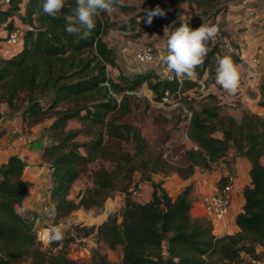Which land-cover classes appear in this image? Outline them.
<instances>
[{
    "label": "trees",
    "instance_id": "1",
    "mask_svg": "<svg viewBox=\"0 0 264 264\" xmlns=\"http://www.w3.org/2000/svg\"><path fill=\"white\" fill-rule=\"evenodd\" d=\"M43 2L9 0L8 7L0 9V27L8 32L15 29V15L24 24L22 48L9 57L0 55V103L21 111L22 126L28 129L51 121L41 135L46 139L41 158L50 180L48 202L54 210L49 225L81 208H102L117 192L126 194L119 212H110L98 226L83 228L84 235L93 233L110 250H120L121 258L111 259L99 246L92 248L89 260L70 257L59 242L44 246L34 220L18 210L33 183L24 176L27 161L14 154L0 164V264H241L246 258H260L264 253V115L244 111L237 120L222 112L215 93L201 94L199 100L188 94L198 91L206 71L216 78L220 43H209L205 63L195 70L197 80L185 77L179 82L140 72L134 78L120 74L127 81L122 84L109 74L110 67L121 68L118 51L106 39L115 22L101 13L90 35L81 38L65 31L76 0H65L55 17L43 14ZM225 2L189 0L190 26L198 27L196 18L216 15ZM123 9L136 11L132 6ZM183 13V9L171 13V32L179 27ZM144 15L136 12L120 28L133 29ZM144 83L154 100L163 101L169 91L191 112L187 134L197 147L185 150L183 164H173L160 153L146 157L145 137L126 119L134 107L130 92ZM261 92L259 104L264 106V82ZM72 120L80 127H69ZM81 134L88 138L79 140ZM121 142H134L135 151L123 149ZM232 151L249 162L250 183L243 189L245 201L236 216L239 229L219 236L209 218L192 215L193 182L176 196L168 193L164 182L172 172L188 179L196 168L211 170ZM98 159L110 160L112 168L95 170L93 185L73 199L75 182ZM137 172L141 176L135 182ZM229 179L222 177L219 188ZM141 183L151 188L147 201L130 194L138 195L132 187Z\"/></svg>",
    "mask_w": 264,
    "mask_h": 264
},
{
    "label": "rangeland",
    "instance_id": "2",
    "mask_svg": "<svg viewBox=\"0 0 264 264\" xmlns=\"http://www.w3.org/2000/svg\"><path fill=\"white\" fill-rule=\"evenodd\" d=\"M228 1L229 0H226L225 6L227 5L226 3H228ZM234 1L237 0H233V2ZM188 2L189 0H124V6H132L136 8V11L132 12L131 10H124L123 7H119L116 8L111 15L107 14L109 20L115 22V25L110 29L106 39L108 40L109 44H111L112 47L118 51V61L121 67H110V76L115 80L122 82V84L127 83L126 79L122 78V75H124L125 78H134L141 72L144 74H150L151 76L157 75L162 77L164 69L162 61L160 60V55L161 51L166 52L164 45L168 39V34L171 33V13L182 9L184 10L185 14L190 13ZM157 5L166 10V14L164 16H156L153 18L152 23L148 24L147 16L144 15L137 18L133 29L123 30L120 28L121 23L135 15L136 12L143 11L146 13L148 10L155 8ZM247 6H253L256 8V11L254 10L253 13L254 16L257 14H264V0H249ZM7 7L8 5L6 0H0V9H5ZM13 18L16 25H20L21 27L24 26L18 15H15ZM188 18H191V16H188ZM196 19L199 24L198 26H201L203 23L211 24L213 21H216L220 23L222 29L224 30L222 18L218 21L215 14L211 13L207 16V18L204 19ZM254 20H256V18ZM254 24L259 25L257 22H254ZM0 28L2 31H4V29L6 30V28L3 26ZM7 32H4V36H6ZM1 40L4 41L5 46L10 47L4 37ZM142 43H149L154 46L156 52L155 61L143 63L136 60L135 51ZM16 46L17 45H14L13 47ZM219 54V58L224 55H229L225 50H221ZM245 63L246 68H248L250 72H254L256 68H259L258 65L256 67H251L249 63ZM205 73V77L203 74L202 78L199 79L201 81L199 82L200 86L198 91H188V94L195 96L198 100L202 98L201 94L207 95L212 93L211 90H208L209 86H217L216 78L211 79L209 77V73L207 71ZM193 77H197L196 72ZM262 82H264V73L261 74L260 83ZM201 83L206 85V89H201ZM130 93L135 96L134 107L132 113L128 115L126 119L138 126L142 135L145 137L147 143L146 157H155L160 153L163 155V158L169 159L173 164H183L185 150L193 147L192 144L194 143L187 134V125L189 120L188 114L190 112L189 109L184 105L180 98L175 96H169L164 102L154 100L155 95L146 83H144V85L141 86L139 90ZM220 94L224 96V93ZM216 95L218 96V94ZM221 102L222 100L219 98L222 112L227 114L226 107H224V104ZM8 109L9 110L6 113L8 114V117H19L22 125L21 111H18L15 107L10 108L9 106ZM50 122V120H46L42 124L36 125L35 128L39 127L41 135L43 132L45 135V128L50 124ZM69 127L79 128L80 123L72 120L69 123ZM7 131V127L0 123V146ZM21 131L23 133L31 132L30 129L26 127H23ZM44 135L41 137V139L46 140ZM87 138L88 135L81 134L78 139L82 141ZM120 145L123 149H126L131 153L135 151L134 142H121ZM262 161L264 162V156L262 157ZM101 166L111 169L113 163L106 159H98L91 162L89 164L88 170L77 179L72 188L73 199L78 200L79 196L84 192V190L87 187L93 185V173ZM41 175L43 179L47 178V169H45ZM140 176V172L135 174V182L138 181ZM49 187L50 185L48 182L44 184L43 193L36 200L33 208H31L33 211H40V208L44 203V196L47 197L49 201V193L47 192ZM150 189L151 188L149 187L148 183H141L139 188H137L136 185H133L132 187V191L136 190L138 195H135L131 192L130 194L133 197L145 201L146 198H148L146 197V194L151 191ZM125 198V193L117 192L115 196L106 200L102 208H81L60 219L55 224H52V226L60 225L65 228L64 238L59 242L58 247L65 246L68 255L74 259L89 260L91 257L92 248L99 246L101 251L106 252L111 259L119 261L121 258L120 250H110L103 242H99L96 235L93 233L84 235L83 228L98 226L103 221H105L110 212H119L125 202ZM33 216L34 212L29 214V219L31 221H33ZM260 258L264 260V253L260 256ZM241 264H250V261L246 258L241 262Z\"/></svg>",
    "mask_w": 264,
    "mask_h": 264
},
{
    "label": "crops",
    "instance_id": "3",
    "mask_svg": "<svg viewBox=\"0 0 264 264\" xmlns=\"http://www.w3.org/2000/svg\"><path fill=\"white\" fill-rule=\"evenodd\" d=\"M248 2L249 0H237L234 2L229 0L226 3L227 5L225 6L224 4L223 8L215 16L218 21L222 18L224 30L228 31L234 44L241 49V57L239 55H231V57L234 63L239 66V76L242 77L244 83L248 81L249 86L245 84V89L242 90L239 96L222 91L215 85H211L208 88L212 93L218 94L224 107H226L227 114L237 120L241 119L244 111L264 115V106L259 104L262 95L260 81L261 74L264 73V61L258 65L259 68H256L254 72H250L245 65V59L250 58L258 46L264 47V14L254 16L253 13L256 8L247 6ZM182 16L188 17L191 14L183 13ZM255 18L256 20H254ZM254 22L259 23V25H255ZM4 32H7V30L4 29L2 31L0 28V55L9 57L19 51L22 45L19 44L17 45L18 47L5 46L4 41L1 40L5 37ZM164 48H166V44ZM161 54H166V52L161 51ZM220 93H224V96ZM8 110L6 103H0V123L4 124L8 129L0 146V164L6 162L8 157L14 154L27 161L28 164L24 170V176L32 181L33 185L27 192L23 203L18 206V210L29 218L30 213L36 212L31 208H33L36 200L43 193L44 184L48 182L50 185L49 178L43 179L41 175L47 169L41 158L46 140L41 139L39 127H33L30 129L31 132L23 133L21 131L23 126L20 118L17 116L8 117V114H6ZM192 146L197 147L195 143ZM222 177H230L232 200L226 217L218 223L212 222L214 233L219 236L235 233L239 229L236 224V216L242 210L245 201L243 189L250 183V164L246 158L235 156L232 151L227 157L219 160L211 170L196 168L194 174L188 179L181 178L176 173L169 174L165 177L164 182L165 188L172 196H176L181 192L187 183L193 182L192 215L195 217H207L198 206L197 200L202 195L216 192L219 189L218 182ZM195 188H198V192L195 191ZM146 197L145 201L150 199L151 191L146 194Z\"/></svg>",
    "mask_w": 264,
    "mask_h": 264
},
{
    "label": "clouds",
    "instance_id": "4",
    "mask_svg": "<svg viewBox=\"0 0 264 264\" xmlns=\"http://www.w3.org/2000/svg\"><path fill=\"white\" fill-rule=\"evenodd\" d=\"M65 0H44L43 14L55 17L64 7ZM124 0H76V7L72 15L66 17L65 31L69 34H79L87 38L95 27V17L101 13L111 15L116 8L123 7ZM166 10L157 5L146 12L147 23L151 24L156 16H164ZM219 33L217 25L203 23L193 29L188 17H181L179 27L168 34L166 54H161L160 60L166 65L164 76L174 73L177 77L191 78L195 70L205 63L209 53V43ZM239 81V66L231 55L218 58L216 68V82L227 92L235 93ZM46 240L60 242L65 235V228L53 225L45 229Z\"/></svg>",
    "mask_w": 264,
    "mask_h": 264
},
{
    "label": "built area",
    "instance_id": "5",
    "mask_svg": "<svg viewBox=\"0 0 264 264\" xmlns=\"http://www.w3.org/2000/svg\"><path fill=\"white\" fill-rule=\"evenodd\" d=\"M9 0H6L8 3ZM215 24L219 28V33L216 38L212 42H219L221 50H225L229 55H239L241 57V49L231 40L230 37L225 35L222 31V26L219 22H212L210 25ZM23 27L20 25H16L15 29L10 32H7L6 42L10 46L21 44V36H22ZM136 60L143 63H150L156 60V52L153 45L149 43H142L138 46L135 51ZM264 61V47L258 46L253 53V55L245 59V62L249 63L251 67H256ZM164 71L166 70V65L163 67ZM169 80H173L177 78L179 82H182L185 77H177L174 73H169L168 76H162ZM193 80H197V77H191ZM201 80H199L200 82ZM248 82V81H247ZM241 76H239L238 87L235 93H229L225 89H223L217 82L218 88L222 91H225L229 94H233L234 96H239V94L244 90L245 84ZM249 86V85H248ZM201 89H206V85L201 83ZM169 91L165 92V96L163 97V102L166 101L169 97ZM222 103V102H221ZM189 118L191 116V112H189ZM189 124V120H188ZM188 126V125H187ZM230 180V179H229ZM195 191L198 192V188H195ZM232 200L231 195V183H228L219 188L216 192L211 194L202 195L198 200V206L203 211V213L209 218L212 222L218 223L223 220L228 214L230 204ZM54 214V210L51 204L48 202L47 197L44 196V203L40 208V211L33 216L34 225L36 231L39 235L40 240L42 241L44 246H47L49 242L46 240L44 231L46 228L50 227L49 222L52 220ZM250 264H264V260L261 258H253L250 261Z\"/></svg>",
    "mask_w": 264,
    "mask_h": 264
}]
</instances>
